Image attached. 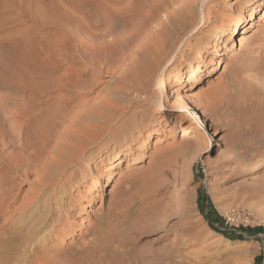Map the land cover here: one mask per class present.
<instances>
[{
    "label": "rangeland",
    "instance_id": "obj_1",
    "mask_svg": "<svg viewBox=\"0 0 264 264\" xmlns=\"http://www.w3.org/2000/svg\"><path fill=\"white\" fill-rule=\"evenodd\" d=\"M50 1L0 0L2 66L9 65L15 57L33 67V60L42 58L40 48L43 53L49 54L48 41L51 40L53 33L56 34L58 31L59 18L57 9L56 11L53 9ZM185 1L187 0H174L173 4L166 5L163 11L159 12L158 20L151 23L150 31L154 32L161 28L164 16L176 3L182 5ZM207 1L194 0V4L189 7V17L198 21L204 15L205 21L201 22L188 46L183 49L184 56L180 58L178 55L162 73V84L158 90V100L162 104L160 110L156 108V101L142 103L144 100L136 97L140 91L113 79L117 68L108 74L103 73L102 77H94V66L85 67L84 62H81L82 65L79 64L81 68L89 70L87 75L91 77V88H87V91L84 90L81 94L78 91L73 92L74 101L70 107L75 108L71 107L68 111L71 112L67 113L68 119L66 117L61 119L43 154L46 158L56 157L57 153L67 150L72 154L71 147L64 148L61 142L68 140L74 131H78L74 128V120L79 119L77 114L87 112V105L88 109L92 107L91 111L99 108V119L98 116L95 118L99 111L93 110L94 115L91 113V119L84 122V124L92 122L95 129L86 130L84 127L83 129V122L79 128L83 133L79 135L84 138L82 140L84 146L93 135L100 132L98 140L94 144L89 142L82 156H77L75 162L65 160L68 159L65 154L66 158L62 160L65 165L56 174L59 185L57 188H48L45 192V197H48L57 193L61 184H69L55 205V219L48 222L40 236L64 229L67 235L62 236L57 243V248L63 250L62 258L72 255L69 249H77L78 243L85 240L86 243H90L89 247L95 249L93 248V252H89L76 264H140L145 260L150 261L149 264H264V86L256 79L257 60L262 58L264 50L261 48L255 50L253 53L255 61L251 60L249 62L251 64H247L240 71L235 68L236 61L222 70L227 61L226 51L231 34L229 32L224 37L227 39L226 42H219L216 38L222 35L224 29L229 28L233 32V26L239 22L249 24L247 19L250 10L256 5L249 7L248 0H239L242 1L241 4H233L234 0H217L209 4L210 14L206 17L203 5ZM80 7L85 9L86 6ZM258 9L254 23L259 29H264L262 24L264 18L260 23L257 22L264 11V5ZM183 14L184 12L174 14V17L175 15L177 17L176 24H182ZM92 20L94 23V18ZM38 21L44 24L36 26ZM241 31L238 30L239 33ZM144 37L143 40L146 39V36ZM231 37L237 42L236 35ZM63 63L54 68L53 65H49L44 70L50 71L51 68L54 77L58 76L66 67ZM218 65H222L220 71ZM192 73H198L200 81L196 88L188 92L189 103L198 112L204 128L202 129L187 115L185 125L193 127L195 133L199 135L201 149L198 151L196 148L187 155H168L164 159L165 162H169L165 164L164 171L168 169L166 173L169 176L159 180L161 182L159 193L153 201L142 202L147 194L140 186L141 173L154 164L152 157L158 159L182 143L179 132L172 128L169 119L175 107L173 99L168 98L169 84L173 78L177 80L176 95L180 98L188 88L186 79ZM231 76H238L240 81L250 85L246 87L244 84L245 90L242 88L235 90L229 84ZM93 80L97 83L95 86ZM223 88L228 91L221 109L212 107L213 110L209 109L206 112L205 102H201V94L207 93L211 100L213 96L223 95ZM82 93L86 95L82 97ZM134 93L136 94L133 95ZM248 94L253 95L249 101ZM104 99H109L111 108ZM114 100L115 102L118 100L117 103L121 106ZM121 100L124 103H121ZM79 101L80 105L77 106ZM112 104L115 106L112 107ZM97 105L99 106L96 107ZM102 109L105 112L104 116L101 113ZM76 112L75 118L73 115ZM60 131L63 132L61 135ZM131 161H135L136 164L127 169ZM138 161L140 163H137ZM34 178V175L29 176L28 181H33ZM14 183L18 196L12 209H17L28 199V193L34 190L20 175L16 176ZM207 201L210 206H207ZM150 202L154 203L155 209L160 210L161 215L148 222H138V225L134 226L133 211L149 206ZM199 207L215 223L214 228L220 230L226 237L210 228ZM171 212H175L178 217L169 220ZM228 218L230 221L225 225ZM98 221L102 225L97 228ZM7 222L5 227L7 232H14L13 228L21 225L17 215ZM131 224L136 230L129 229ZM125 232L128 234H124ZM122 235L126 237L123 238ZM38 250L34 248L30 256Z\"/></svg>",
    "mask_w": 264,
    "mask_h": 264
},
{
    "label": "bare ground",
    "instance_id": "obj_2",
    "mask_svg": "<svg viewBox=\"0 0 264 264\" xmlns=\"http://www.w3.org/2000/svg\"><path fill=\"white\" fill-rule=\"evenodd\" d=\"M214 1L217 0H208L203 5V8L206 9V17L210 14L209 4ZM242 1L234 0L233 4H241ZM173 2L174 0H51L49 4L55 11L57 9L56 12L59 14V18L57 20L58 33H53L51 40L48 41L49 54L43 53L42 48H40L42 58L39 60L35 59L33 62L30 61L33 67L22 63L21 59L15 57L9 65L2 66L0 63V264H76L78 260H82L85 255L87 256L89 252H93L95 249L94 247H89L90 243L87 242V245L86 241L82 239L83 241L78 243L77 249H69L72 255L62 258L61 252L63 253V250L57 248V243L62 236L67 235L64 229H55L56 231L54 230L53 234L50 233L49 235L40 237L48 222H52L55 219V205L59 200V196L64 194V191L69 187L67 183L61 184L57 193L45 197V192L48 188H57L59 185L58 180H56V174L65 165L62 162L66 158L65 154L68 156V159L66 158L65 160H74L75 162L77 156H82L89 142L94 144L98 140L97 137L100 132L93 135L84 146L82 143L84 138H81L79 135V133H82V130L79 129L80 124L82 126L86 120L91 119V113H93V110H96L93 107L94 109L91 111V103V109H88V105L86 109L90 113L88 111V113H84L83 111L81 114H77L76 112L73 115V117L76 114L77 116L79 115V119L76 117V119L74 118L75 120L72 119L74 120V128L75 130L77 128L78 131H74L69 135L68 140L66 139L65 142L60 141L62 147H71L72 154L68 150L57 153L56 157L49 156L46 158L43 154L49 146L48 143L52 133L56 130L58 124L61 123V119L65 118L67 113H71L68 112L71 107L75 108V106L70 107L71 102L74 101L75 94L73 95V92L78 91L81 94L82 91L91 88V77L87 75L89 74V70L81 68L79 66L81 62H84L85 67L94 66V77H100L103 73L108 74L112 69L117 68L113 79L121 81L120 83L129 88L131 87L140 91L139 93L137 92L136 97L139 100H144L142 103L157 102L156 108L158 110L161 109L162 104L158 100V90L162 84L161 75L174 62L178 55L180 58L184 56L183 49L188 46L189 40L193 37L194 31L199 28L201 22L205 21L204 15L198 21L189 17L190 14L188 16L189 7L194 4V0H187L182 5H177L176 3L175 7L164 16L165 20L161 23V28L151 32V23L154 20H158L159 12H162V9L166 5L173 4ZM248 2L249 7L256 5L250 10L247 19L249 24L246 25L244 22H239L233 26V32L227 28L223 30L222 35L216 37L217 41L226 42L227 39L224 37L229 32L231 34L229 37L231 41L228 42V49L226 48L227 61L222 70L226 69L230 63L236 61L235 68L240 71L251 60L254 59L255 61L256 57H253L255 50L258 48L264 50V29H259L254 23L255 14L259 10L258 8L264 5V2L262 0H248ZM83 5L87 7H85L86 11L80 7ZM178 12L180 14L184 12V16L181 17L182 24H176L177 17L176 15L174 17V14H178ZM92 18H94V23ZM262 18H264V11L261 17H258L257 22L260 23ZM43 24V22L38 21L36 26H42ZM240 29L242 31L239 33L238 30ZM233 35L237 36V42L232 39L231 36ZM144 36H146V39L143 40ZM239 53L240 55H238ZM261 53L263 54V52ZM61 62H64L63 64H66V67L58 76L55 75L54 77L51 68L50 71L44 70L49 65H53L54 68V66L60 65ZM217 68L220 71L222 65H218ZM256 69V79L261 86H264V54L262 58L257 60ZM238 76H231L229 84L235 90H239L240 88L245 90L244 84L247 87L250 83L240 81L237 78ZM199 81L200 77L198 73L189 75L188 79H186L188 88L182 93L183 95L180 98L176 95L177 80L173 78L169 84L168 98L173 99V104L175 103L169 119L171 120L172 128L179 132L182 143L178 148L176 147L171 151L165 152L158 159L152 157V161H155L154 164L145 168L141 173L140 186L144 189V193L147 194L145 199L144 197L142 198L144 200L140 199L142 202L153 201L156 194L159 193L158 188L160 189L161 185L159 180L165 176H169L166 173L168 169L164 171L165 164L168 162H165L164 159L168 155H187L192 153L196 148L197 150L201 149L199 135L195 133L193 127L185 125L187 115L202 129L204 128V123L200 121L198 112L189 103L190 95L188 94L189 91L197 87ZM210 82L209 80L208 83ZM96 84L94 82V86ZM227 89H224L223 95L218 97L213 96L211 100L210 95L207 93L201 94V102H205L206 112L212 109V107L216 109L222 107L221 105L225 102L227 95ZM133 92L135 91L133 90ZM85 95V93H82V97ZM251 96L247 95L248 101L251 99ZM52 98L54 99L52 100ZM49 101L51 102L49 103ZM117 101L115 102L114 100L115 103ZM99 102L101 101L99 100ZM122 102L124 103L121 100ZM138 103L141 102L138 101ZM79 105L80 101L77 106ZM113 105L112 107L115 106ZM109 106L111 108L110 104ZM98 109L96 111H99ZM103 112L102 109V116L105 114ZM99 114L100 111L98 115L96 113L95 118L98 116L97 118L99 119ZM90 123L84 124L82 128L84 127L86 130L90 128L92 130L94 127L92 122ZM71 127L70 129L72 130ZM61 133L63 132L60 131L59 135ZM53 139L55 138L53 137ZM137 163H140V161ZM135 164V161H131V163H128L127 169ZM18 175L22 176L33 187L34 191L28 193V199L21 206L17 209H12L18 196L14 189V181ZM32 175L35 178L33 181H28V177ZM111 190L115 191V189ZM153 205L154 203H151L149 206H143L142 209L133 211L135 213V218L133 219L135 220L134 226L138 222H148L149 220H153L155 216L161 215L160 210L158 208L155 209ZM9 214L12 215L9 216ZM171 214L169 220L178 217L175 215V212H171ZM7 215L9 217L6 218ZM14 215H17V218L20 219L21 225L14 226L15 228L12 227L15 229L14 232H7L5 229L8 223L7 220H11ZM128 224L130 225V223ZM96 225L98 228L102 224L100 225L98 221ZM134 226L131 224L127 228H132L133 231L136 230ZM124 234L127 235L128 233L125 232ZM122 237L125 238L126 236L122 235ZM50 244L52 245L48 247ZM34 248H38L39 250L33 256L32 254L30 256ZM149 262L145 260L140 264H149Z\"/></svg>",
    "mask_w": 264,
    "mask_h": 264
},
{
    "label": "trees",
    "instance_id": "obj_3",
    "mask_svg": "<svg viewBox=\"0 0 264 264\" xmlns=\"http://www.w3.org/2000/svg\"><path fill=\"white\" fill-rule=\"evenodd\" d=\"M199 200H200V197L198 196V204H199ZM207 206H210V204H209L208 201H207ZM199 209H200V211L203 213V215H204L205 219L207 220V222H208L210 228H211L213 231L217 232L218 234H220V235H224L222 232H220V230H218L217 228H214V224H215V223L212 222V221L208 218L207 214H204V211L202 210V208L199 207ZM207 210H208V207H207ZM214 219L217 220L216 217H215ZM224 236H225V235H224ZM225 237H226V236H225Z\"/></svg>",
    "mask_w": 264,
    "mask_h": 264
},
{
    "label": "built area",
    "instance_id": "obj_4",
    "mask_svg": "<svg viewBox=\"0 0 264 264\" xmlns=\"http://www.w3.org/2000/svg\"><path fill=\"white\" fill-rule=\"evenodd\" d=\"M229 221H230V218H228V219L225 221V225H227ZM244 223H245V222H244Z\"/></svg>",
    "mask_w": 264,
    "mask_h": 264
}]
</instances>
